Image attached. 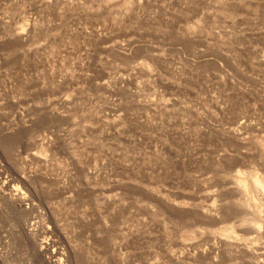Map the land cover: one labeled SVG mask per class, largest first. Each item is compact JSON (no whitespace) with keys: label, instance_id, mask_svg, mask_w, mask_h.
I'll return each instance as SVG.
<instances>
[{"label":"rangeland","instance_id":"374dc122","mask_svg":"<svg viewBox=\"0 0 264 264\" xmlns=\"http://www.w3.org/2000/svg\"><path fill=\"white\" fill-rule=\"evenodd\" d=\"M0 264H264V0H0Z\"/></svg>","mask_w":264,"mask_h":264},{"label":"bare ground","instance_id":"6f19581e","mask_svg":"<svg viewBox=\"0 0 264 264\" xmlns=\"http://www.w3.org/2000/svg\"><path fill=\"white\" fill-rule=\"evenodd\" d=\"M60 263V262H59Z\"/></svg>","mask_w":264,"mask_h":264}]
</instances>
